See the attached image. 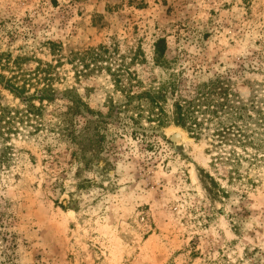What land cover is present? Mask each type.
<instances>
[{
    "label": "rangeland",
    "instance_id": "1",
    "mask_svg": "<svg viewBox=\"0 0 264 264\" xmlns=\"http://www.w3.org/2000/svg\"><path fill=\"white\" fill-rule=\"evenodd\" d=\"M126 69L144 85L175 81L169 103L213 85L264 112V0H0V74L29 92L71 89L91 111L78 115L80 160L52 130L66 100L46 103L38 130L10 123L0 264H264V164L228 181L210 165L212 130L125 131L107 114Z\"/></svg>",
    "mask_w": 264,
    "mask_h": 264
},
{
    "label": "trees",
    "instance_id": "2",
    "mask_svg": "<svg viewBox=\"0 0 264 264\" xmlns=\"http://www.w3.org/2000/svg\"><path fill=\"white\" fill-rule=\"evenodd\" d=\"M99 49L100 52L95 55L97 58L107 52L103 45ZM160 57L163 58V51L162 54L155 53V62H160ZM113 80L120 97L116 102L108 101L107 115L114 114L116 118L123 119L125 131L143 135L146 129L175 124L197 139L203 129L212 130L211 135L216 136L212 140L216 154L211 156L210 165L214 169L216 165L228 167V181L242 178L238 166L244 162L255 167L264 164V112L253 99H248L249 102L239 101L235 99L233 92L207 85L208 90L196 91L192 96L178 93L169 103L168 97L173 95L176 88L175 81L165 80L157 84L149 82L144 85L134 72L127 69L116 70ZM2 90L17 98L23 107L18 109L5 104ZM57 98L64 99L67 103L65 110L55 113L56 121L52 123V130L59 139L65 138L75 147V158L80 160L83 157V139L82 128L78 126V115H82V110L91 112L80 97L71 89H54L48 83L29 92L25 84L5 79L3 74H0V143L7 140L5 135L11 133L8 127L16 119L22 125L40 129L44 125L46 103ZM101 118L94 122L88 121L89 127L100 122ZM88 142L92 143V138ZM7 159L6 152L0 151V166ZM247 183L252 184L250 178ZM224 191L222 187L215 186L216 193Z\"/></svg>",
    "mask_w": 264,
    "mask_h": 264
},
{
    "label": "bare ground",
    "instance_id": "3",
    "mask_svg": "<svg viewBox=\"0 0 264 264\" xmlns=\"http://www.w3.org/2000/svg\"><path fill=\"white\" fill-rule=\"evenodd\" d=\"M170 133H175L177 132V134H179V139L182 140L184 138V134L183 132L179 131V130H174L173 128H169L168 130Z\"/></svg>",
    "mask_w": 264,
    "mask_h": 264
},
{
    "label": "water",
    "instance_id": "4",
    "mask_svg": "<svg viewBox=\"0 0 264 264\" xmlns=\"http://www.w3.org/2000/svg\"><path fill=\"white\" fill-rule=\"evenodd\" d=\"M170 138H171V140L176 141L177 139H179V134L174 133V134L171 135Z\"/></svg>",
    "mask_w": 264,
    "mask_h": 264
}]
</instances>
